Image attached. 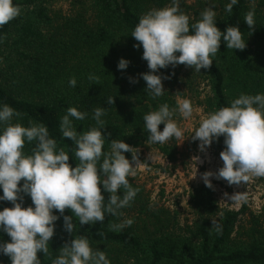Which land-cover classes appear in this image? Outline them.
<instances>
[{"label":"trees","instance_id":"trees-1","mask_svg":"<svg viewBox=\"0 0 264 264\" xmlns=\"http://www.w3.org/2000/svg\"><path fill=\"white\" fill-rule=\"evenodd\" d=\"M54 1L14 0L22 8L21 15L0 27V105L7 104L21 113L13 123L45 124L58 148L70 155L73 167L78 163L73 156L75 146L70 138H62L59 127L69 106L88 113L84 120L73 121L80 132L95 126L92 113L96 107L108 109L103 117L104 151L111 140H123L133 149L154 147L174 162V142L146 143V113L160 104L175 107L177 99H188L207 116L242 93H264V0H239L231 13L225 12L229 0H212L210 7L216 11L217 27L224 31L228 26H238L246 41L245 49H228L221 37L210 68L195 72L193 67L180 64L160 69L157 74L167 77L163 79L166 91L155 99L145 91L141 74L150 70L142 59V46L134 47L138 41L131 32L142 14L171 6L172 0H68L73 2L70 14L53 10ZM179 1L180 9L192 17L190 22L200 18L195 7ZM253 7L255 25L250 29L244 17ZM121 58L130 61L125 70L117 67ZM90 74L97 79L89 80ZM73 77L77 83L70 87ZM109 97L114 99L112 105L106 102ZM178 117L177 113L174 119ZM163 127L161 124L160 129ZM223 141L221 136L211 144L219 155L225 148ZM34 146L35 142L26 143L25 152L30 154ZM125 156L131 160L132 152ZM129 182L139 192L131 205L121 210L123 217L106 214L104 221L80 225L73 214L75 230L69 233L63 215L71 216V210L65 209L63 215L54 210L60 218L55 222L48 255L38 253L41 264H52L59 250L79 235L87 236L93 248L105 251L111 264H264L261 217L242 224L240 217L245 209H221L213 188L205 185L193 190L195 221L182 228L173 219H163L161 213L169 212L153 210L143 189L131 177ZM102 193L109 198L110 193L103 189ZM30 205L31 198L25 195L24 207ZM12 206L10 201H0V210ZM124 218L134 223L120 231L110 230V223ZM212 220L219 224V232L212 228ZM6 241L10 237L0 231V242ZM0 264H11V260L0 254Z\"/></svg>","mask_w":264,"mask_h":264},{"label":"clouds","instance_id":"clouds-1","mask_svg":"<svg viewBox=\"0 0 264 264\" xmlns=\"http://www.w3.org/2000/svg\"><path fill=\"white\" fill-rule=\"evenodd\" d=\"M239 0H229L225 12L231 13ZM22 8L14 0H0V27L19 17ZM255 8L246 12L244 20L251 29L255 25ZM192 17L180 9L179 0L171 6L152 8L139 17L131 36L138 41L134 47L143 48L142 59L150 71L142 73L148 95L153 99L165 93L160 69L184 64L195 72L208 69L213 64L221 44V37L228 49L243 50L246 41L238 26H228L224 31L217 27L214 7L205 8L200 18ZM179 53V54H177ZM130 61L121 58L118 69L125 70ZM97 77L89 75V80ZM132 82H138L133 80ZM76 78L69 86H76ZM109 105L114 99H106ZM107 108L96 107L92 113L95 126L78 131L74 120H84L88 113L69 106L60 120L62 138H70L75 146L73 156L78 163L73 167L70 155L58 148L57 140L50 137L43 123L29 121L28 126L13 118L21 113L7 104L0 105V201H10L12 207L0 210V231L7 233L10 241L0 242V254L8 256L11 264H41L38 256L49 253V243L55 234V222L65 209L72 215H63L65 230L74 233L73 214L80 225H94L104 221L106 214L123 217L121 211L131 205L139 189L133 187L129 177H134L141 167L133 153V147L123 140H111L104 151L106 136L103 133ZM184 120L193 115L188 99H177L176 106L163 103L156 110L143 116L144 129L148 133L147 144H164L170 139L182 143L186 129L178 125L174 117ZM163 124V130L160 125ZM224 137L225 148L220 153L223 166L216 172L201 175L208 188H213L211 177L226 180L229 184L247 182L249 177H264V93L240 94L203 118L194 133L199 148L205 151L214 140ZM35 142L31 153L25 152V144ZM178 143V144H180ZM132 152L131 160L125 156ZM21 181L23 183L21 184ZM110 193L108 199L102 193ZM122 192V194H120ZM25 195L32 205L24 207ZM230 199L238 200L235 195ZM134 223L131 218L110 223L113 231L123 230ZM212 228L220 231L212 220ZM52 260V264H111L105 251L93 248L87 236H75L66 243Z\"/></svg>","mask_w":264,"mask_h":264},{"label":"rangeland","instance_id":"rangeland-1","mask_svg":"<svg viewBox=\"0 0 264 264\" xmlns=\"http://www.w3.org/2000/svg\"><path fill=\"white\" fill-rule=\"evenodd\" d=\"M185 2L201 13L205 8H210L212 0H185ZM72 3L68 0H55L51 7L63 14H70L73 9ZM205 117L203 109L195 106L190 119L184 120L180 115L176 118L178 125L186 130L185 140L182 143L175 139L168 141L170 145L173 142L175 144L176 161L174 162L154 147L133 149L141 164L136 176L131 177L133 182L143 189L153 210L169 212V214L161 213L163 219H173L182 228L192 225L195 221L191 194L195 188L205 186L201 175L206 171L216 172L223 166L220 155L212 145L201 151L200 141L191 137ZM210 179L221 209L236 212L245 209L240 217L242 224L250 222L252 217H261V222L264 220V177H249L247 182L238 185L229 184L226 180L215 177ZM233 195L238 197V200L230 199Z\"/></svg>","mask_w":264,"mask_h":264}]
</instances>
